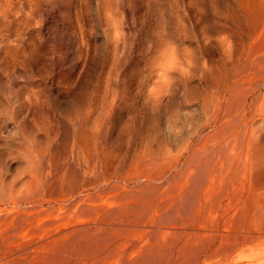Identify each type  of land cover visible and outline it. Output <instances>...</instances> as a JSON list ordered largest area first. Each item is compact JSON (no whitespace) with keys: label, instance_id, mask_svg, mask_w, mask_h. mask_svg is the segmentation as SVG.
<instances>
[{"label":"bare ground","instance_id":"1","mask_svg":"<svg viewBox=\"0 0 264 264\" xmlns=\"http://www.w3.org/2000/svg\"><path fill=\"white\" fill-rule=\"evenodd\" d=\"M2 1L0 40L11 48L25 41L10 44L14 33L26 35L22 14L35 0ZM240 25L237 47L225 37L221 60L201 78L204 89L194 102L201 119L157 150L146 144L128 162L113 160L102 142L116 101L99 122L89 110L83 128L72 130L67 160L56 166L44 149L24 145L27 177L16 193L0 185V245L11 239L31 244L15 246V255L25 251L36 260L50 245L116 239L142 245L137 257L159 244L176 264H264L263 0ZM189 62H178L185 89ZM165 67L150 95L158 101L170 84ZM37 99L32 89L27 100ZM136 261L146 262L142 255ZM0 264H10L7 255L0 253Z\"/></svg>","mask_w":264,"mask_h":264},{"label":"rangeland","instance_id":"2","mask_svg":"<svg viewBox=\"0 0 264 264\" xmlns=\"http://www.w3.org/2000/svg\"><path fill=\"white\" fill-rule=\"evenodd\" d=\"M260 4L261 0H35L26 4L22 14L28 22L26 35L14 33L10 39L14 45L15 38H25L23 44L9 48L0 40V185L16 193L27 177L23 153L27 143L47 151L54 166L66 161L72 130H81L91 111L95 112L92 122L102 120L115 101L102 145L116 163L128 162L146 144L157 150L166 138L187 131L201 119L194 102L204 89L201 78L206 69L221 60L227 49L225 37L231 36V44L237 47L234 35L241 30V18ZM261 47L254 51L260 52ZM182 58L191 62L192 69L186 89L178 69ZM161 65L169 72L170 84L160 102L150 95H155L161 79ZM32 89L38 99L30 104ZM18 245L33 246L15 239L0 245L10 264H91L93 258L100 264H142L135 262L141 255L145 264L178 261L176 256L164 257L159 244L157 248L147 245L137 257L134 253L142 245L116 239L50 245L44 254L34 256L36 260L25 251L15 255Z\"/></svg>","mask_w":264,"mask_h":264}]
</instances>
